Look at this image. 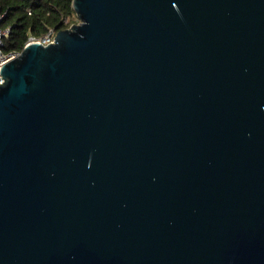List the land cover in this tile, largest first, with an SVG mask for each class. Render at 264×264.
I'll return each instance as SVG.
<instances>
[{"label":"water","instance_id":"1","mask_svg":"<svg viewBox=\"0 0 264 264\" xmlns=\"http://www.w3.org/2000/svg\"><path fill=\"white\" fill-rule=\"evenodd\" d=\"M0 76V264H264V0H71Z\"/></svg>","mask_w":264,"mask_h":264},{"label":"trees","instance_id":"2","mask_svg":"<svg viewBox=\"0 0 264 264\" xmlns=\"http://www.w3.org/2000/svg\"><path fill=\"white\" fill-rule=\"evenodd\" d=\"M0 14V27L9 28L3 42L6 52L21 51L28 37H39L48 29H63L62 19H76L71 0H0Z\"/></svg>","mask_w":264,"mask_h":264},{"label":"built area","instance_id":"3","mask_svg":"<svg viewBox=\"0 0 264 264\" xmlns=\"http://www.w3.org/2000/svg\"><path fill=\"white\" fill-rule=\"evenodd\" d=\"M27 14L29 15L30 12H27ZM2 18H3V16L0 14V23H1ZM66 23H67V19L61 20V24L64 25ZM8 32H9V28L4 29V28L0 27V68L2 65H4L7 62H9L10 60L16 58L21 52V51H9V52L4 51L3 42L7 38ZM55 34H56L55 29H48L43 35H41L39 37H28L24 46L27 44H30V43H37V44H40L41 46L45 47V46H47L48 43H50V44L53 43ZM2 84H3V79L0 76V85H2Z\"/></svg>","mask_w":264,"mask_h":264},{"label":"rangeland","instance_id":"4","mask_svg":"<svg viewBox=\"0 0 264 264\" xmlns=\"http://www.w3.org/2000/svg\"><path fill=\"white\" fill-rule=\"evenodd\" d=\"M78 22H77V20L75 19L74 21H67V23L66 24H64V28L63 29H66V28H68L69 26H71V25H74V24H77Z\"/></svg>","mask_w":264,"mask_h":264}]
</instances>
